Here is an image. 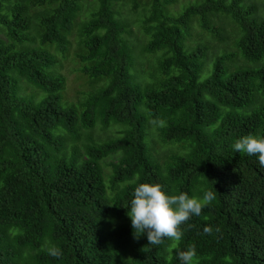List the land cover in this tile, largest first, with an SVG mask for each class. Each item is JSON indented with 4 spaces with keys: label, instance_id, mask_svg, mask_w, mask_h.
I'll return each instance as SVG.
<instances>
[{
    "label": "trees",
    "instance_id": "trees-1",
    "mask_svg": "<svg viewBox=\"0 0 264 264\" xmlns=\"http://www.w3.org/2000/svg\"><path fill=\"white\" fill-rule=\"evenodd\" d=\"M82 1L0 0V264H181L189 245L194 264H264V167L233 150L246 135L264 138V2L198 0L173 15L178 0H149L139 55H156L152 72L136 62L118 0H95L79 21ZM223 19L237 30L235 52L209 61L205 44L187 45L193 24L224 42L213 24ZM73 33L79 71L99 86L67 105L52 48L66 57ZM97 127L117 132L95 143ZM144 183L217 192L182 225L169 260L174 240L133 238L127 213Z\"/></svg>",
    "mask_w": 264,
    "mask_h": 264
},
{
    "label": "rangeland",
    "instance_id": "rangeland-1",
    "mask_svg": "<svg viewBox=\"0 0 264 264\" xmlns=\"http://www.w3.org/2000/svg\"><path fill=\"white\" fill-rule=\"evenodd\" d=\"M141 4L137 6L136 10L133 9L132 3L126 0H118L116 2V8L121 12L123 19L128 21L130 35L128 36V42L135 48L136 62L142 63L143 69H150L152 72L156 69V55H139V48L147 40V35L144 33L142 20L145 19V10L147 9L146 5L149 0H140ZM198 0H178V7L173 11V15L181 13L185 7L190 4H196ZM258 3L264 2V0H257ZM81 11L78 13L76 20L84 21L89 16L91 10L96 6L95 0H83L81 2ZM171 7V6H170ZM264 5L260 7L262 10ZM214 27L222 26L224 28L223 35L225 41H219L217 38L210 37L206 34L205 31L201 30L197 24H193L191 28L190 38L187 41L188 46H195L196 44H205L208 50V59L212 60L213 56L220 54L221 50H227L230 53L235 52L233 47L234 37L237 35V30L227 19H223L222 23L218 20H213ZM187 39V38H186ZM69 50L66 57H63L59 51H56L52 48V53L59 60L56 70L63 75L65 79V89L62 92L63 94V104H79L78 102L83 100L84 94L89 90L98 88L99 84H95L90 78L83 76L79 69L81 68V63L78 62V59L75 54L76 48V37L75 34L69 35ZM140 57V58H138ZM238 62L241 61L240 58L237 59ZM206 71V70H205ZM207 75L206 72H202L200 80L205 78ZM26 95L31 93L30 89L24 92ZM83 95V96H82ZM87 95V94H86ZM117 129L115 127L109 128L107 130H101L98 127L90 131L91 136L94 139L95 143H100L112 136H115ZM152 138L156 141L157 138L154 133H152ZM149 139L146 138L147 147H149ZM149 149V148H148ZM153 149L155 150V155L158 158H161L164 154H167L165 147L159 142L153 144ZM177 245V241H174L170 244L168 249L164 253V257L168 260L170 259L173 250ZM128 255L123 256V260L128 259Z\"/></svg>",
    "mask_w": 264,
    "mask_h": 264
},
{
    "label": "clouds",
    "instance_id": "clouds-1",
    "mask_svg": "<svg viewBox=\"0 0 264 264\" xmlns=\"http://www.w3.org/2000/svg\"><path fill=\"white\" fill-rule=\"evenodd\" d=\"M152 124L164 125L162 119L150 121ZM233 150L249 156L256 155L261 167H264V138L246 135L238 139ZM216 191L206 190L202 199L189 197L186 193L166 195L159 184H140L133 192L130 212L133 238L139 239L146 234L148 245H159L165 238L180 241L184 235L182 225L193 216H199L203 208L216 199ZM193 225L189 224L190 229ZM220 232L219 227L215 229ZM205 235H211L213 229L205 227ZM47 253L53 258L62 256V251L55 245L47 248ZM181 264H194L197 253L194 245H189L186 251L177 253Z\"/></svg>",
    "mask_w": 264,
    "mask_h": 264
}]
</instances>
